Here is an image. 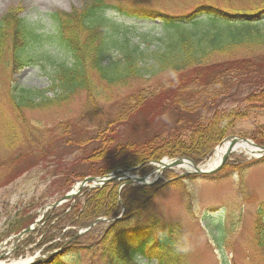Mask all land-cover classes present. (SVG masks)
Returning a JSON list of instances; mask_svg holds the SVG:
<instances>
[{"label": "trees", "instance_id": "trees-1", "mask_svg": "<svg viewBox=\"0 0 264 264\" xmlns=\"http://www.w3.org/2000/svg\"><path fill=\"white\" fill-rule=\"evenodd\" d=\"M105 7H118L134 23L105 21L100 14ZM22 11L10 7L0 18V69L12 78L41 63L49 67L50 85L44 90L7 85L6 100L16 121L25 123L26 111L60 109L81 95L92 111L93 130L59 124L64 145L82 153L58 174L64 191L75 180L115 171L134 169L135 175L148 176L150 163L165 157L199 165L237 121L250 110H264V0H81L68 13L57 11L33 22H26ZM152 40L160 45L151 49ZM162 74L170 78L158 89L141 88L122 97L114 116L101 118L97 102H110L112 89H129L145 75ZM10 128L13 139L6 148L11 150L21 142L16 127ZM30 132L26 139L33 142ZM252 139L264 147V126ZM28 155L10 163H26ZM239 161L224 169L238 173L243 199ZM163 177L174 176L167 171ZM120 185L114 181L84 189L73 203L49 211L37 249L58 252L40 264H59L69 251L77 254L76 264H189L179 223H161L151 214L143 224L130 225L163 188L126 185L118 193ZM166 187L176 190L191 216L192 200L183 182ZM119 200L120 220L75 237L97 219L118 217ZM218 229L223 244L232 229L221 224ZM251 233L264 264V203L256 209Z\"/></svg>", "mask_w": 264, "mask_h": 264}, {"label": "rangeland", "instance_id": "rangeland-1", "mask_svg": "<svg viewBox=\"0 0 264 264\" xmlns=\"http://www.w3.org/2000/svg\"><path fill=\"white\" fill-rule=\"evenodd\" d=\"M80 1L0 0V18L8 8L20 6L23 9L21 17L26 22L47 20L49 15L57 11L68 13L71 8H78ZM39 27L41 28L42 25L39 24ZM138 30L142 33L146 29L139 28ZM159 45L160 43L154 40L149 44L151 49ZM48 69L47 65L43 68L41 63H38L20 70L12 78L4 69H0V255L2 257L0 261L2 263H14L29 259L37 263L38 260L45 258L41 253L42 249L36 250V244L31 245L29 241L31 238L37 242L40 240L41 233L39 234V231L44 222L45 209L69 192L65 193L66 190H62V181L60 175L57 174L62 171L65 165H72V162L82 154L81 151L64 145V141L60 139L59 124L71 122L77 127L88 126L89 130H93V125H95L90 117L92 111L85 107L84 95L60 109L26 111L24 112L26 122L16 121L7 104V85L13 82L12 84L23 89H47L50 85ZM169 78V74L154 77L145 75L143 79L133 83L129 89H112L108 94L110 102H97L101 118L111 119L114 116L113 110L116 109L117 102L122 97L131 95L141 88L158 89ZM10 125L16 127L21 142L17 148L12 150L5 148L13 139ZM260 126H264V110L253 109L249 111L245 119L236 123L230 136L244 138L253 143V133ZM30 131L33 133V142L26 139L25 132ZM24 154H29L28 162L10 163L17 156ZM238 156L233 154L231 160L240 158L245 163L252 161H248L247 156ZM245 163L242 164L244 168ZM249 168L244 173L246 177L244 179L243 199L238 197L235 191V185L238 183L236 175L225 178L226 180L213 176L200 180V182H185L189 192L197 195L196 221L183 218L181 200H175L174 194L169 189L162 190L157 200L151 205L150 211L157 210V213H160L159 209L163 212L164 215L159 216V219L164 221L177 219L181 220L183 227L185 225L183 238L188 251L189 264H224L221 262L222 258L226 259V264H261V256L253 248L251 231L257 204L264 202V164ZM174 173L183 172L176 169ZM220 174L224 176L223 172ZM154 175L152 173L145 180H152ZM129 176L126 174L122 177ZM229 201L232 205L230 210H209L212 206H226ZM30 204L32 207H29ZM63 207L58 208L62 209ZM17 208L23 210L16 217H13V212ZM148 212L147 210L144 215H151ZM31 215L36 216L31 221L37 222L28 225L29 228L32 227L31 232L24 234L17 240L15 239L16 233H6L5 228L10 224L11 218L26 219ZM204 216H208L209 220H201ZM3 221L4 225L2 224ZM206 223H209V230L214 237L219 234V224L225 230L229 223L234 226L238 225L235 232L225 240L221 252H214L207 244L204 236ZM200 225L203 231L199 227ZM226 233L228 236L227 231ZM47 236H49L48 233L45 237ZM216 240L222 241L223 239L216 238ZM212 246L215 244L212 243ZM222 252L224 256L221 255Z\"/></svg>", "mask_w": 264, "mask_h": 264}, {"label": "bare ground", "instance_id": "bare-ground-1", "mask_svg": "<svg viewBox=\"0 0 264 264\" xmlns=\"http://www.w3.org/2000/svg\"><path fill=\"white\" fill-rule=\"evenodd\" d=\"M255 148L252 147L249 144H244V143H226L224 145H222L220 148L216 149V151L214 152L212 158L204 165L202 166L200 169L201 170H209L212 169L214 167H216L221 158H223L224 156H226L229 153L234 152V154L236 155H241V156H247V157H252L253 155L256 156V152L254 151ZM164 165V164H162ZM176 166L189 173V172H193V169L185 164H176ZM14 264H23V262H16Z\"/></svg>", "mask_w": 264, "mask_h": 264}, {"label": "water", "instance_id": "water-1", "mask_svg": "<svg viewBox=\"0 0 264 264\" xmlns=\"http://www.w3.org/2000/svg\"><path fill=\"white\" fill-rule=\"evenodd\" d=\"M227 141H230V142H241L240 140H238V139H236V138H234V137H228V138H226L225 140H223L222 142H221V144L219 145V147L223 144V143H225V142H227ZM259 152H262V153H264V148H259ZM184 162V160L183 159H174V160H172V161H170L169 162V165H172V164H176V163H183ZM222 162H223V160L222 161H220V163H219V166L215 169V170H211V171H207V172H202V171H195V175H206V174H211V173H213V172H215L217 169H219V167L221 166V164H222ZM192 167L196 170V168L192 165ZM168 168V166H161V168H159V171H158V174H157V179H159L160 178V176H161V174H162V172L165 170V169H167ZM112 180H114V178L113 177H108V178H106V179H102V180H98V181H96L97 183L96 184H93V185H91V186H89L91 189H95V188H101L103 185H105L107 182H109V181H112ZM124 180H126V183L125 184H132V185H140V186H143V187H146V186H149V185H152L151 183H146V182H144V181H141V180H138V179H136V180H132L131 178H126V179H124ZM89 182V181H88ZM153 182H155V181H153ZM85 187H88V186H86L85 184H82V186L80 187V189H82V188H85ZM79 189V190H80ZM71 198V196H65L64 198H63V200L62 201H67V200H69ZM62 201H60V202H56L55 204H53V205H51V207L53 208V207H56V206H58ZM103 221H105V220H103ZM98 222H95L94 224H92V225H90L89 227H88V229H90L91 227H93L95 224H97Z\"/></svg>", "mask_w": 264, "mask_h": 264}, {"label": "clouds", "instance_id": "clouds-1", "mask_svg": "<svg viewBox=\"0 0 264 264\" xmlns=\"http://www.w3.org/2000/svg\"><path fill=\"white\" fill-rule=\"evenodd\" d=\"M103 19L114 25L134 23L131 18L125 16L118 7H105L101 11ZM77 254L69 251L60 258L59 264H76Z\"/></svg>", "mask_w": 264, "mask_h": 264}]
</instances>
